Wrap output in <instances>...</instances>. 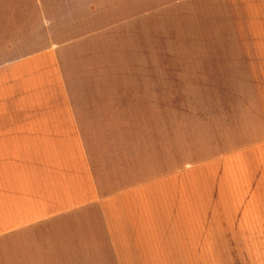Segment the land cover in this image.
Instances as JSON below:
<instances>
[{"label":"crops","instance_id":"crops-1","mask_svg":"<svg viewBox=\"0 0 264 264\" xmlns=\"http://www.w3.org/2000/svg\"><path fill=\"white\" fill-rule=\"evenodd\" d=\"M115 2L0 62V264H264V0Z\"/></svg>","mask_w":264,"mask_h":264},{"label":"rangeland","instance_id":"rangeland-1","mask_svg":"<svg viewBox=\"0 0 264 264\" xmlns=\"http://www.w3.org/2000/svg\"><path fill=\"white\" fill-rule=\"evenodd\" d=\"M107 1L9 0L7 3V0H0V62L34 55L53 44L68 43L82 33L91 35L101 31L115 40L120 36L132 37L136 15L134 5H127L126 13L119 14L117 0H110L111 4ZM138 7L139 10L142 8L144 15L158 8L154 17H163L161 28L165 29L164 4ZM160 11L162 15L158 16ZM166 40L167 37H159L160 48ZM24 46H30L29 50H24ZM159 53L160 59H165V50ZM227 251H223L222 264H231Z\"/></svg>","mask_w":264,"mask_h":264}]
</instances>
